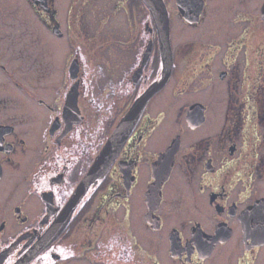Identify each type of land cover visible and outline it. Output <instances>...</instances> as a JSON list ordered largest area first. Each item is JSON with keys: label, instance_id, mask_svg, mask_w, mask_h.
I'll use <instances>...</instances> for the list:
<instances>
[{"label": "flooded vegetation", "instance_id": "flooded-vegetation-1", "mask_svg": "<svg viewBox=\"0 0 264 264\" xmlns=\"http://www.w3.org/2000/svg\"><path fill=\"white\" fill-rule=\"evenodd\" d=\"M149 1L0 0V264H264V0ZM157 18L170 77L73 199L162 77ZM102 31L116 46L106 72L97 49L94 75L86 36ZM48 35L66 48L53 77Z\"/></svg>", "mask_w": 264, "mask_h": 264}, {"label": "water", "instance_id": "water-1", "mask_svg": "<svg viewBox=\"0 0 264 264\" xmlns=\"http://www.w3.org/2000/svg\"><path fill=\"white\" fill-rule=\"evenodd\" d=\"M146 4L153 8H155L157 3H153L149 0H145ZM264 12V11H263ZM264 18V13H263ZM157 22L159 24L160 32H159V38L161 44L164 46L162 49L163 54V68H162V77L159 81L155 82L154 84L150 85V87L144 92L142 95H140L135 101L133 102L132 106L130 107L129 111L119 120L116 128L111 133L110 137L106 141L105 145L103 146V149L95 159L94 163L90 166L88 169L86 175L83 177L81 182L79 183L78 187L75 189V192L73 194V199H76L79 197L80 194L83 193V190H85L89 183L98 176L99 173H102L107 168V164L112 160L113 154L115 153L117 146L121 140V137L126 132L127 128L134 122L135 119H137L138 114L144 104L146 103L147 99L157 90L159 89L165 82L169 79L170 73H171V51L169 48V41H168V27H167V21L165 19L161 20L157 18ZM148 53V50L145 51V54ZM146 57V56H145ZM77 63L74 59L71 63L70 70L71 75L74 76L76 71ZM76 89L72 88L68 98L66 100L64 110L69 111L70 109L76 108ZM197 105V104H194ZM191 106V107H194ZM162 165H163V159H161L160 162H157V165L155 167L156 172L162 171ZM168 171V168L166 169V172ZM67 215L69 213H63L62 216L55 222V224L49 229L48 236L52 237L58 234V232L62 229L63 225L66 223L67 218L65 219L63 216ZM46 234V233H45ZM45 236V235H44ZM43 236V237H44ZM31 251H36L35 248H32ZM33 254V253H32ZM31 254V255H32ZM29 255V256H31ZM28 256V257H29ZM25 264V263H24Z\"/></svg>", "mask_w": 264, "mask_h": 264}, {"label": "rangeland", "instance_id": "rangeland-1", "mask_svg": "<svg viewBox=\"0 0 264 264\" xmlns=\"http://www.w3.org/2000/svg\"><path fill=\"white\" fill-rule=\"evenodd\" d=\"M107 25V28L108 30L110 29L109 27V24L105 21V20H95L93 22V27H97L98 28H106V25ZM113 34H110V32H106V31H102L101 34H95L93 35V37H91L90 35L86 36V42H92L94 43L91 47V50H93L92 54H93V59H89L90 61V66L93 70V74L94 75H97L96 73V63L98 62V59L96 58L95 59V56L97 55V49H99L100 47H103L105 49H107V53H106V59H107V62L105 63V65H101L102 69L106 72V69H109V67H111L112 65V60H111V51L113 52L115 50V46H116V43L113 39ZM118 37L119 35H121L120 33H117ZM117 35H115L117 37ZM42 37V41L45 39V40H48L49 44H50V48L53 49V62L52 64L54 65V69H53V73H52V77L53 75H60V71H59V64L61 63L62 64V61L60 59H64L66 60V51H65V42H62L60 40V42H57L58 40H55V38H53L52 36L48 35L47 37ZM14 37H12L11 39L13 40ZM83 37H78L76 40V42H79L80 40H82ZM10 39L9 38H6L4 37V41L2 42H9ZM62 44V48H64V52H62L59 48V46ZM54 46V48H53ZM59 60V61H58ZM123 68L121 67L120 71H122ZM54 75V76H55ZM93 76V75H92ZM194 91V89H193ZM192 91V92H193ZM117 92V96L119 99H123V96L121 95V92L120 91H116ZM191 95H184L183 98H179V99H172L171 102H170V105H169V108L171 109H178L181 105L185 104V102L189 101V98H190ZM121 101V100H120ZM174 115L172 114L171 116V119H173ZM110 118V117H109Z\"/></svg>", "mask_w": 264, "mask_h": 264}]
</instances>
